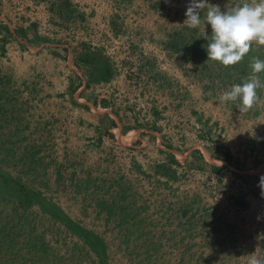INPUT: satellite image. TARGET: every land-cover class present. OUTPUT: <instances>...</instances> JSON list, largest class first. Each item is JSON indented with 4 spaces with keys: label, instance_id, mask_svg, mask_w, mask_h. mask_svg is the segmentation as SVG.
<instances>
[{
    "label": "rangeland",
    "instance_id": "1",
    "mask_svg": "<svg viewBox=\"0 0 264 264\" xmlns=\"http://www.w3.org/2000/svg\"><path fill=\"white\" fill-rule=\"evenodd\" d=\"M188 5L0 0V264L264 258V87L221 102L251 66Z\"/></svg>",
    "mask_w": 264,
    "mask_h": 264
},
{
    "label": "clouds",
    "instance_id": "2",
    "mask_svg": "<svg viewBox=\"0 0 264 264\" xmlns=\"http://www.w3.org/2000/svg\"><path fill=\"white\" fill-rule=\"evenodd\" d=\"M185 16L189 28H199L202 22L211 26L210 35L206 32L201 35L208 41L207 56L224 66L243 60L253 42L264 45V0H243L230 9L209 6L208 0H189ZM251 70V78L224 92L220 97L221 102L239 100L244 110L253 107L258 100L257 90L264 87L259 78V74L264 72V60L253 57ZM260 183L264 187V177H261ZM249 264H264V258L253 255Z\"/></svg>",
    "mask_w": 264,
    "mask_h": 264
},
{
    "label": "trees",
    "instance_id": "3",
    "mask_svg": "<svg viewBox=\"0 0 264 264\" xmlns=\"http://www.w3.org/2000/svg\"><path fill=\"white\" fill-rule=\"evenodd\" d=\"M202 51H205V50H202ZM251 57L252 58H246V56L243 58V60H241L240 62H239V64L241 65V64H243V65H245V67L247 68V69H249V67L251 66V63H252V59H253V57H255V56H252L251 55Z\"/></svg>",
    "mask_w": 264,
    "mask_h": 264
}]
</instances>
